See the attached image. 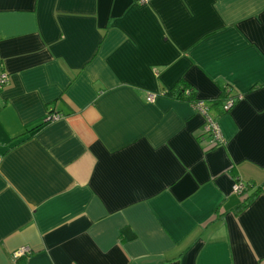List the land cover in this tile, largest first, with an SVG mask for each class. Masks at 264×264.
Segmentation results:
<instances>
[{
	"label": "crops",
	"instance_id": "crops-1",
	"mask_svg": "<svg viewBox=\"0 0 264 264\" xmlns=\"http://www.w3.org/2000/svg\"><path fill=\"white\" fill-rule=\"evenodd\" d=\"M0 69V264H264V0H0Z\"/></svg>",
	"mask_w": 264,
	"mask_h": 264
},
{
	"label": "built area",
	"instance_id": "built-area-1",
	"mask_svg": "<svg viewBox=\"0 0 264 264\" xmlns=\"http://www.w3.org/2000/svg\"><path fill=\"white\" fill-rule=\"evenodd\" d=\"M9 81V75L6 71L0 69V89H2ZM187 92L190 89H186ZM158 96L157 93L155 92H147L146 93V100L148 102H153L156 97ZM235 97H232L230 95H228L224 102L221 105V109L223 112H226L229 110V108L232 106L233 102H234ZM190 104L192 105V107L197 110L198 112H200L202 115L205 116L206 119V124H205V135H208V138L210 139V144L212 145H218V144H222L224 142V137L223 134L221 132L220 129V125L218 123V120L216 117H214L211 114V105L210 103H208L207 101L204 100H200V99H196L195 101L190 102ZM60 116L59 114H49L48 115V119L47 121H53L58 119ZM244 189V185L240 184L238 182L234 183L233 185V190L235 192H240ZM29 247L28 246H22L18 249H16L15 251H13L12 253V257L13 258H17L20 257L21 255L29 252Z\"/></svg>",
	"mask_w": 264,
	"mask_h": 264
},
{
	"label": "trees",
	"instance_id": "trees-1",
	"mask_svg": "<svg viewBox=\"0 0 264 264\" xmlns=\"http://www.w3.org/2000/svg\"><path fill=\"white\" fill-rule=\"evenodd\" d=\"M186 89H190L188 92ZM164 95L169 96L173 99H177V100H183V101H187V102H192L195 101L197 98L195 96V92L194 89L190 86L189 83H187L185 80L180 79L178 80L173 87L167 89L164 92ZM229 94H226V92L224 91L222 94H220V96L214 100V104L217 105V103H220V105H222V103L224 102L225 98L228 96ZM213 105V104H212ZM221 112V110L219 111ZM258 190H255V192L247 197L246 202L243 205H240V208H242L243 206H245L247 204V202H249V200L253 197V195L257 192Z\"/></svg>",
	"mask_w": 264,
	"mask_h": 264
}]
</instances>
